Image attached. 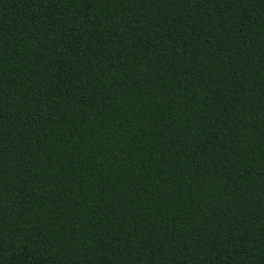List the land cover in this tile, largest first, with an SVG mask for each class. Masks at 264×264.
Here are the masks:
<instances>
[{
    "label": "trees",
    "instance_id": "16d2710c",
    "mask_svg": "<svg viewBox=\"0 0 264 264\" xmlns=\"http://www.w3.org/2000/svg\"><path fill=\"white\" fill-rule=\"evenodd\" d=\"M0 264H264V0H0Z\"/></svg>",
    "mask_w": 264,
    "mask_h": 264
}]
</instances>
